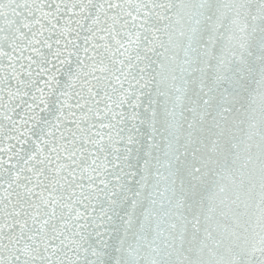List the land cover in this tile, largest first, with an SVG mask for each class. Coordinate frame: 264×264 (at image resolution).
Segmentation results:
<instances>
[{"label":"snow or ice","instance_id":"6c2138e0","mask_svg":"<svg viewBox=\"0 0 264 264\" xmlns=\"http://www.w3.org/2000/svg\"><path fill=\"white\" fill-rule=\"evenodd\" d=\"M0 264H264V0H0Z\"/></svg>","mask_w":264,"mask_h":264}]
</instances>
